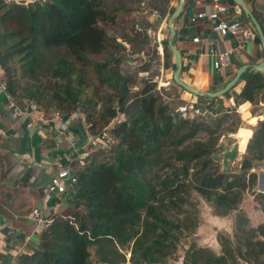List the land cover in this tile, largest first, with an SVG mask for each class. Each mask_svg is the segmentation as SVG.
Masks as SVG:
<instances>
[{
    "label": "trees",
    "instance_id": "obj_1",
    "mask_svg": "<svg viewBox=\"0 0 264 264\" xmlns=\"http://www.w3.org/2000/svg\"><path fill=\"white\" fill-rule=\"evenodd\" d=\"M124 1L111 6L106 0H0V67L13 100L23 108L34 102L46 112L80 113L91 136L110 132L116 140L76 170L74 198L83 210L54 217L37 249L16 264H167L178 259L182 240L196 236L200 227L194 194L214 216L233 217L234 226L232 233H218L219 252L193 240L182 264H264V222L254 226L243 209L249 193L264 216V194L254 191L258 177L252 172L264 169V120L247 130L239 173L221 172L215 161L223 133L236 134L242 127L239 113L222 109L223 97L259 106L264 73L243 74L222 98L192 95L219 105L221 117L191 118L163 100L150 62L142 68L143 86L133 91V76L121 69L125 55L95 59L109 42L126 51L102 27L125 11ZM166 2L163 8L154 5L162 18L175 11L169 10L171 0ZM135 33L148 42L147 31ZM162 44L159 69H175L168 40Z\"/></svg>",
    "mask_w": 264,
    "mask_h": 264
},
{
    "label": "crops",
    "instance_id": "obj_2",
    "mask_svg": "<svg viewBox=\"0 0 264 264\" xmlns=\"http://www.w3.org/2000/svg\"><path fill=\"white\" fill-rule=\"evenodd\" d=\"M8 1L26 4L33 2ZM238 1L245 4L264 32V0H225L228 12L223 15V19L229 22L241 20L255 32L257 38L258 34L251 19L237 4ZM178 3L179 0H171L169 10L176 9ZM211 9L210 0H185L182 14L174 22V41L183 56L182 79L197 88L216 92L213 90L224 88L241 68L247 67V74L255 72V67L264 61V52L261 43L256 39L242 48L239 36L232 33L221 36L214 30L215 24L210 20L194 24L190 22L194 15L202 11L209 12ZM167 16L170 18L169 13ZM197 36L200 43L195 44L193 38ZM211 51H232L229 65L215 71ZM164 63L163 61L162 64ZM172 63L175 65L174 55ZM162 68L164 77L166 70L163 65ZM174 70L166 72H172L169 73L171 77ZM167 74L166 78L169 76ZM3 79L4 72L0 67V80ZM241 88L242 86L238 87L236 92H240ZM183 93L185 98L186 95L191 96L188 92ZM9 97V92L0 90V264H16L21 255L33 253L39 245L42 231L54 217H72L75 212L83 210L75 201L74 185L68 186L65 195L50 194L48 185L51 178L63 168L68 167L76 172L78 168L89 164L92 154L97 151L89 146L91 134L83 117L63 115L30 129L27 127L29 119L27 116L19 117L16 108L20 106L16 103V107H11ZM223 100V110H235L241 115L239 111L242 108L250 116L259 117L257 124L264 120V100L260 101L256 109L250 102L238 104L235 98L224 97ZM244 204L245 201L243 206ZM35 210H39V217L34 215ZM252 211L253 213L248 214L252 222L256 218L259 224L263 223L264 216L255 208L254 201ZM215 219L218 222L213 230L232 233L233 227L230 223H233V217L223 219L215 216ZM225 221H229V225L226 226ZM214 250L219 252L220 248Z\"/></svg>",
    "mask_w": 264,
    "mask_h": 264
},
{
    "label": "rangeland",
    "instance_id": "obj_3",
    "mask_svg": "<svg viewBox=\"0 0 264 264\" xmlns=\"http://www.w3.org/2000/svg\"><path fill=\"white\" fill-rule=\"evenodd\" d=\"M119 1L120 0H106V2L111 6ZM124 3L126 5V9H124L125 11L122 10L120 14L116 15L115 22L102 24V27H105L108 30L110 40H113L114 38L119 42H123L122 44L123 47L126 48V51L120 49L116 50L114 47H112L114 43L109 42L107 52L95 57V59L98 61H104L113 58L117 53L119 55H125L126 61L122 64L121 69L122 72L133 76L136 82L133 91H138L143 86V79L141 77V73L143 72L142 68L145 63L150 62L152 64L148 70L152 76L157 75V89L160 90H157V92L161 94L163 100L166 102H171L174 105H179L177 108L180 107L182 111H187L191 118L195 116L206 115L221 117L222 111H219V105L216 104L214 107L209 106L208 103L206 104L201 100L194 99L192 95H186L187 98L183 97L182 95L184 93L175 87L173 76L170 77L172 72H168L167 74L166 71L169 70H166L164 77L162 76L163 68L161 67L159 69V63L160 58L164 53V45L162 43H165L166 39H169L170 37L169 28L167 26L169 16L162 18L161 15L154 9V5L160 3V8H163L165 3H167L166 0H127L124 1ZM145 31H147L148 42L144 40L142 35L136 36L135 33H143ZM166 74L167 76L169 75L167 78ZM169 82L172 86L168 85ZM198 89L205 91L204 89ZM103 92L104 91L102 90V93ZM206 112H208V114ZM239 112L241 113L240 118L242 121V127L236 134H229L226 132L223 133L224 135L221 136L220 142L218 143L219 149L215 153V161L218 162L221 172L224 173L240 172L242 160L249 143V139L246 138L247 130L248 128L252 127L251 125L255 126L259 120V117L257 118L255 116H250V113H247L245 109L240 108ZM257 115L258 114H256V116ZM225 127L227 126L225 125ZM243 147L246 148L242 154L240 151H242L241 149ZM260 170L264 169L261 168L256 171L257 177ZM193 198L196 203H198L201 212L200 227L196 236L188 237L182 240L178 252V259L169 260L167 264H182L185 251L188 249L193 240H195L199 246L210 248L213 247L217 250L220 248L221 250V247L217 241V235L219 232L224 231H217V229L213 230V226L215 223L217 224L218 220L215 219V216L212 213V208L197 194H194ZM252 204L253 197L247 193L245 195V204L243 209L249 215L250 213H253ZM251 217H253L252 214ZM255 219L256 218H253L254 221L252 223L254 226H258L259 221H256ZM230 224L231 227L234 226V219L233 223L231 222ZM225 225H229V221H225ZM128 257H130V255H128Z\"/></svg>",
    "mask_w": 264,
    "mask_h": 264
},
{
    "label": "built area",
    "instance_id": "obj_4",
    "mask_svg": "<svg viewBox=\"0 0 264 264\" xmlns=\"http://www.w3.org/2000/svg\"><path fill=\"white\" fill-rule=\"evenodd\" d=\"M47 0H33V2H46ZM212 4V9L209 12L202 11L193 17H191L190 22L192 24L197 23L199 21H206L210 20L214 22L215 27L214 30L217 31L221 36H226L229 33L234 34L235 36H239L241 38L242 42V48H244L245 44L254 41L256 39L255 32L249 28L246 27L245 24L237 19L235 21L229 22L225 19H223V15H225L228 12V5L225 2V0H210ZM193 43H200V38L197 36L193 38ZM233 52L227 51L222 53H217L215 51H211V55L214 58L213 62V69L215 71H218L226 66L229 65L231 61V56ZM0 90L3 92L8 93V87L6 81L0 80ZM11 107H16V101H14L11 97ZM20 106V105H19ZM193 108V107H192ZM17 114L19 117L27 116L28 128H34L36 125L39 124H45L47 123L51 118H61L64 114H62L59 111H52V112H46L42 111L38 104L36 103H30L26 107H18L17 106ZM194 111V110H193ZM196 112V111H195ZM73 115H79L80 117H83L84 115L80 113H73ZM89 146L92 150H107L111 145H114L116 143V140L113 138L112 134L110 132H105L100 137H93L91 136L89 138ZM78 176L75 171L72 169L66 167L60 170L53 176L50 180V183L48 185V191L52 195H65L68 189L69 185H74L77 183ZM34 215L36 217H39V210L34 211Z\"/></svg>",
    "mask_w": 264,
    "mask_h": 264
},
{
    "label": "water",
    "instance_id": "obj_5",
    "mask_svg": "<svg viewBox=\"0 0 264 264\" xmlns=\"http://www.w3.org/2000/svg\"><path fill=\"white\" fill-rule=\"evenodd\" d=\"M184 1L185 0H179L178 6L175 9L174 13L170 16V18L167 21V26L169 28L170 32V38L168 40V46L171 50V52L174 55L175 58V71L173 74V81L174 83L184 89L186 92L189 94L196 96V97H201V98H211V99H216L224 96L227 92H229L232 88H234L237 83L240 81L241 77L243 74L247 72V67L241 68L235 78L231 80L224 88H222L219 91L216 92H208V91H201L198 88H196L192 83H187L182 79V72H183V56L181 52L179 51L177 45L175 44V37H176V28H175V20L180 17L182 14L183 8H184ZM237 4L242 7L243 11L247 15L248 18L251 19L257 34L258 38L260 40V43L262 45V49L264 52V32L257 21V19L252 15V13L247 9L245 4L243 2H237ZM255 71L264 73V61L255 67ZM253 173H256V169L252 170ZM256 192L264 194V170H260L258 173V179H257V187L255 188Z\"/></svg>",
    "mask_w": 264,
    "mask_h": 264
}]
</instances>
